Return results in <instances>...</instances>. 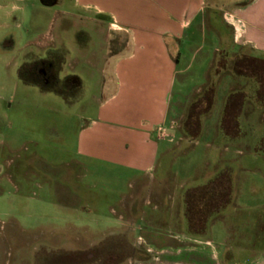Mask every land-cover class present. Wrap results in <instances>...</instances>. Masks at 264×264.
I'll return each mask as SVG.
<instances>
[{
	"label": "crops",
	"instance_id": "0c3cea01",
	"mask_svg": "<svg viewBox=\"0 0 264 264\" xmlns=\"http://www.w3.org/2000/svg\"><path fill=\"white\" fill-rule=\"evenodd\" d=\"M42 7L55 26L32 45L45 58L28 53L33 60L24 64L58 53L57 78L76 79L70 95L61 96L87 107L79 115L76 155L149 174L160 143L176 134L174 121L192 100L201 103L193 118L195 137L208 135L212 173L192 189L207 187L208 217L198 207L200 217L189 222L183 208L175 223V254L169 255L176 264H264V199L252 203L245 197L257 192L247 187L245 174L258 158L251 164L243 158V150H252L250 140L264 144V133L254 139L251 132L264 125V0H54ZM220 52L224 62L217 68ZM183 53L204 62L192 97L182 95L189 67L179 68ZM64 68L87 78L60 76ZM89 76L95 79L89 82ZM221 82L218 119L202 129ZM249 214L259 216L255 225L245 221Z\"/></svg>",
	"mask_w": 264,
	"mask_h": 264
},
{
	"label": "rangeland",
	"instance_id": "374dc122",
	"mask_svg": "<svg viewBox=\"0 0 264 264\" xmlns=\"http://www.w3.org/2000/svg\"><path fill=\"white\" fill-rule=\"evenodd\" d=\"M52 26L40 0H0V264H176L168 251H175L182 209L195 222L198 209L207 218L210 206L207 187L192 189L212 173L208 135L195 137L193 118L201 103L192 100L184 117L174 121L176 134L160 143L149 174L78 157L75 139L85 104H67L18 77L20 66L33 60L30 53L45 58L32 43ZM202 65L200 56L193 60L183 53L179 68L189 67L182 95H194ZM76 70L64 68L59 75L87 78ZM224 89V82L216 86L209 116L200 118L202 129L217 121ZM174 90L177 100L180 83ZM257 126L254 139L264 133V125ZM255 143L250 140L252 150H243L248 163L258 158L245 174L247 187L257 189L245 196L252 203L264 199V144ZM258 217L249 214L245 221L255 225Z\"/></svg>",
	"mask_w": 264,
	"mask_h": 264
},
{
	"label": "trees",
	"instance_id": "16d2710c",
	"mask_svg": "<svg viewBox=\"0 0 264 264\" xmlns=\"http://www.w3.org/2000/svg\"><path fill=\"white\" fill-rule=\"evenodd\" d=\"M40 1L43 5H50L54 2V0ZM59 62L60 58L52 55L43 60H36L29 64H23L18 70V77L25 84L37 86L43 91L54 92L66 98L75 87L76 79L64 78L63 80H59L56 75ZM47 65L48 67L43 68V66L45 67ZM49 73L52 74L50 78L48 77ZM203 99H207V96L205 95ZM195 214H197V212Z\"/></svg>",
	"mask_w": 264,
	"mask_h": 264
},
{
	"label": "flooded vegetation",
	"instance_id": "af4514ba",
	"mask_svg": "<svg viewBox=\"0 0 264 264\" xmlns=\"http://www.w3.org/2000/svg\"><path fill=\"white\" fill-rule=\"evenodd\" d=\"M46 67H48V65L47 66H43V68H46ZM52 76V74L51 73H49V75H48V77L50 78ZM69 83V82H68Z\"/></svg>",
	"mask_w": 264,
	"mask_h": 264
},
{
	"label": "built area",
	"instance_id": "2783aa9c",
	"mask_svg": "<svg viewBox=\"0 0 264 264\" xmlns=\"http://www.w3.org/2000/svg\"><path fill=\"white\" fill-rule=\"evenodd\" d=\"M159 134H161V135H163L164 136V133L162 132V131H160V133Z\"/></svg>",
	"mask_w": 264,
	"mask_h": 264
}]
</instances>
